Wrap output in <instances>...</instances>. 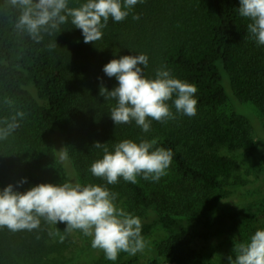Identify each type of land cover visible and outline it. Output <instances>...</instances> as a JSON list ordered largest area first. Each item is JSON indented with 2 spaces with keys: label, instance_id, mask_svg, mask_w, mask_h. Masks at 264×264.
I'll use <instances>...</instances> for the list:
<instances>
[{
  "label": "trees",
  "instance_id": "16d2710c",
  "mask_svg": "<svg viewBox=\"0 0 264 264\" xmlns=\"http://www.w3.org/2000/svg\"><path fill=\"white\" fill-rule=\"evenodd\" d=\"M82 2L69 0V7ZM238 7L239 0H143L123 21L110 18L94 44L84 43L70 20L59 33L45 34L36 43L16 30L17 11L0 0V120L18 111L25 114L14 133L0 141V187L26 178L18 185L25 191L38 183L67 180L51 135L58 127L81 183L116 193L115 203L141 218L144 239L163 232L148 264H228L239 227L264 212V198L239 209L220 207L231 187L244 185L246 175L258 170L259 146H264L224 87L226 76L239 101L264 118V46L250 38V21L239 15ZM139 53L148 56L145 76L154 77L158 67L166 66L173 76L196 86L195 116L153 120L148 133L134 122L114 125L109 115L115 100L101 96L99 87L111 89L117 82L102 67L114 57ZM125 139H156L157 147L171 149L167 174L158 182L138 176L135 184L120 178L111 185L93 176L90 165L103 155L94 143H106L111 151ZM65 227L41 218L31 231L0 228V264H47L78 231ZM199 235L215 239L218 251L195 250ZM94 264L139 262L103 256Z\"/></svg>",
  "mask_w": 264,
  "mask_h": 264
},
{
  "label": "clouds",
  "instance_id": "9594fccd",
  "mask_svg": "<svg viewBox=\"0 0 264 264\" xmlns=\"http://www.w3.org/2000/svg\"><path fill=\"white\" fill-rule=\"evenodd\" d=\"M17 11L15 28L36 43L44 35L59 33L61 25L69 22L81 30L84 43L100 40L109 19L123 21L143 0H83L79 7H69V0H7ZM238 13L250 21L247 31L259 46H264V0H239ZM133 19H139L133 15ZM57 45L50 43L49 48ZM148 56L143 53L114 57L103 65V73L114 77L116 85L108 89L100 85L99 94L115 100L110 109L114 125L134 122L144 133L150 131L153 120L163 122L175 119L176 114L193 117L197 113V88L194 84L176 78L166 66L147 77ZM171 101V105L169 104ZM175 109V113L172 109ZM16 112L10 119L0 120V141L6 140L19 127ZM157 140L125 139L110 151L106 143L96 141L94 146L103 152L89 168L93 176L115 184L120 178L135 184L137 177L158 182L167 174L173 152L157 147ZM58 151L60 161L69 159L68 151ZM9 183L0 187V228L10 231L33 230L41 218L47 223L66 224L65 230H80L90 236L91 246L103 251L106 259L115 262L120 252L135 255L142 252L147 241L142 235V220L117 207V194L106 186L81 184L66 180L63 183H38L25 191ZM224 202H227L223 200ZM228 264H264V228L258 229L246 242L238 243Z\"/></svg>",
  "mask_w": 264,
  "mask_h": 264
},
{
  "label": "rangeland",
  "instance_id": "374dc122",
  "mask_svg": "<svg viewBox=\"0 0 264 264\" xmlns=\"http://www.w3.org/2000/svg\"><path fill=\"white\" fill-rule=\"evenodd\" d=\"M224 87L230 97V101L236 107V111L246 116L253 127L255 137L260 142L264 143V118L260 112L253 106L246 105L239 101L234 94L231 84L226 76H224ZM228 109L232 108L230 105ZM52 140L55 147L56 157L66 172L67 180L80 181L78 172L75 169L74 163L69 155L67 161H60L58 157V151L64 147L66 149L65 141L66 136L62 130L55 127L51 133ZM258 154L261 155L257 159L256 172L250 175H246V183L244 185L233 186L230 188L228 195L220 201V207L235 208L239 209L245 204L252 201L264 198V146H259ZM82 184V183H81ZM223 200L227 201L224 202ZM117 207L123 209L121 204H116ZM124 210V209H123ZM264 228V212L261 213L257 219L252 223L242 224L236 232L230 246V250L235 257L233 252L234 247L238 243L246 242L255 233L256 230ZM163 232L157 231L152 236L146 238L147 246L142 252H137L135 255H129L126 252H120L117 257V261L129 262L137 259L139 264H148L156 255L157 244L163 240ZM71 241L67 248L59 253H55L50 256L47 264H94L97 260L104 256V253L100 249H94L91 246V237L86 236L82 231H73L70 237ZM193 248L198 251H218V245L215 239L210 236L199 235L193 242ZM161 264H167L164 260H160Z\"/></svg>",
  "mask_w": 264,
  "mask_h": 264
}]
</instances>
